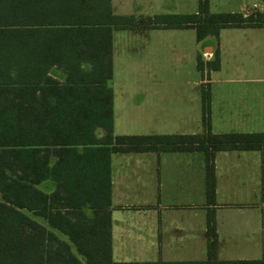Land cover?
Segmentation results:
<instances>
[{
  "label": "trees",
  "instance_id": "16d2710c",
  "mask_svg": "<svg viewBox=\"0 0 264 264\" xmlns=\"http://www.w3.org/2000/svg\"><path fill=\"white\" fill-rule=\"evenodd\" d=\"M134 21L114 16L110 0H0V264H114V153L201 152L211 197L215 153L264 150V133H211L203 86L202 133L115 137L112 31ZM146 24L194 29L200 42L225 28H263L264 12L209 14L200 3L194 15ZM196 62L202 76L218 71L219 52Z\"/></svg>",
  "mask_w": 264,
  "mask_h": 264
},
{
  "label": "crops",
  "instance_id": "0c3cea01",
  "mask_svg": "<svg viewBox=\"0 0 264 264\" xmlns=\"http://www.w3.org/2000/svg\"><path fill=\"white\" fill-rule=\"evenodd\" d=\"M252 8L236 13L254 9L264 12L256 4ZM111 11L116 17L135 20L129 29L112 31V72L117 34L133 43L128 61H139V71L150 78L157 77L150 79L155 83L161 79L160 71L146 65V52L137 54L136 42L145 47L156 40L153 43L156 50L162 43L161 38L167 36L171 38V55L179 62L192 63L193 69H197L198 56L209 62L216 51L220 53V69L200 75L201 79L193 84L194 93L186 95L185 102H179L174 91L163 92L160 84L147 85L142 78L137 80L139 87L121 88L118 98L113 89L115 136L196 134L183 126L201 122L202 93L198 88L202 86L209 92L210 125L224 127L212 129L213 134L264 133V89L240 88L247 82L264 84V27L225 28L217 38L209 36L198 42L193 34L187 33L194 29L152 28L146 24L149 18L189 16L196 11L179 13L158 9L151 2L144 9H114L111 4ZM239 36L245 41L239 40ZM206 41L212 44L203 45L196 54L195 46ZM126 68L127 74L136 70L132 64ZM224 68L229 71L225 77L220 76ZM247 68L249 76L244 75ZM215 82L237 86L218 91L212 86ZM199 153H114L110 156L108 210L114 264L236 261L264 264V150L215 153L211 197L206 190L205 155L196 157Z\"/></svg>",
  "mask_w": 264,
  "mask_h": 264
},
{
  "label": "rangeland",
  "instance_id": "374dc122",
  "mask_svg": "<svg viewBox=\"0 0 264 264\" xmlns=\"http://www.w3.org/2000/svg\"><path fill=\"white\" fill-rule=\"evenodd\" d=\"M150 2L152 5L158 9H173L174 12L178 11L179 13L186 12V10H193L190 12L198 11L200 3L205 5L207 12L209 14H222V13H229V12H238L240 9H253V4H256L258 9L264 8V0H112L111 4L114 9H144L145 6L149 5ZM255 12H259L254 10L245 11L243 14L245 15H251ZM222 31V30H221ZM188 35L191 36L193 34L196 37V30L190 32H187ZM179 35L181 33H177ZM119 36L118 38H115L117 51L115 56V70L112 76V79L109 81L108 86L112 89V98L114 100V93L113 89L115 90V96L118 98L120 95L117 94V92L123 88V87H139L140 83L137 82L140 78L145 80L148 84L147 85H159L161 86L163 92H175V98L181 102L186 101L185 97L186 95L189 96V94H193L195 89L193 88V84L197 80H200L201 72L198 71L196 68H192V63L188 65L186 60H180L177 61L176 57H173L171 55L172 46L170 47L171 38L165 36L161 38V42L159 45H157V49H154V44H156L153 41L152 43H147V45L144 47L141 43L136 42V48H137V54H139L141 51L146 52V65L147 66H155L160 71L161 79H158V82L161 81V83H155V80L150 79H156L157 77H148L146 73H141L139 69H141V63L139 61L137 62H130L128 61V56L130 55V50H133V43H129L128 41L124 40L122 34H117ZM187 39V38H186ZM174 40V38H173ZM239 40L245 41L244 38L239 36ZM245 43V42H243ZM212 44V42L210 43ZM209 42H203L200 45H196V54L199 53V51L202 49L203 45H210ZM259 46L261 44L259 43ZM174 54V51H172ZM220 54V53H219ZM172 56V57H171ZM112 51H111V60H112ZM220 58V56H219ZM248 62L250 63V59H248ZM113 61V60H112ZM228 62V60H227ZM133 65L136 70L132 71V73H126V67H129L130 65ZM191 65V68H190ZM112 71H113V62H112ZM200 73V74H199ZM229 71L227 68H224V72L221 73L220 76L228 75ZM249 70L247 68L244 75L249 76ZM214 89L218 91H224L226 89H230V87L237 86V85H229V84H222L219 82H215L213 85ZM252 86H257L260 89H264V84H243L241 89H250ZM197 90V88H196ZM200 90V94L202 93V88H198V91ZM197 93V92H196ZM247 95V94H245ZM112 111L114 115L113 110V104H112ZM185 130H194L196 134L202 133L203 125L200 122V124L195 123V125L188 124L183 126ZM218 128H224V127H217V126H211L210 125V131L213 134V130H217ZM114 135V132H113ZM115 136V135H114ZM121 136H115V137H122ZM196 157H204L202 153L196 154ZM205 158V157H204ZM198 162V160H196ZM205 171H206V159H205Z\"/></svg>",
  "mask_w": 264,
  "mask_h": 264
}]
</instances>
